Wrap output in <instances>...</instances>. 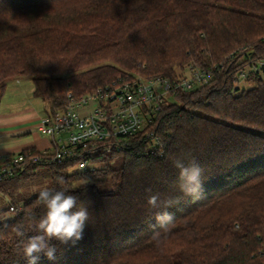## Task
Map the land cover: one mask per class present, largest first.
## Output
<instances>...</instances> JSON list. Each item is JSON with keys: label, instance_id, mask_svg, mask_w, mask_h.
<instances>
[{"label": "trees", "instance_id": "trees-1", "mask_svg": "<svg viewBox=\"0 0 264 264\" xmlns=\"http://www.w3.org/2000/svg\"><path fill=\"white\" fill-rule=\"evenodd\" d=\"M189 69L210 74L208 85L166 100L153 138L113 142L82 172L73 161L28 164L0 182L10 200L0 204V264H27L21 241L45 209L38 195L18 196L39 168L89 219L83 240H53L55 261L38 264H264V0H0V104L20 78L55 114L69 95L137 76L178 81ZM178 159L202 169L197 198L179 188ZM151 195L171 206L151 207ZM164 211L167 227L156 219Z\"/></svg>", "mask_w": 264, "mask_h": 264}, {"label": "built area", "instance_id": "built-area-1", "mask_svg": "<svg viewBox=\"0 0 264 264\" xmlns=\"http://www.w3.org/2000/svg\"><path fill=\"white\" fill-rule=\"evenodd\" d=\"M186 72L189 75L178 81L137 76L110 91H97L80 100L69 95L65 110L44 114L36 127L41 136L51 140V150L40 152L38 157L27 158L21 153L0 156V182L15 177L28 164L73 161L82 172L94 167V155L108 151L113 142L153 138L154 133L147 134V129L155 125L162 104L173 96L208 85L211 79L206 72Z\"/></svg>", "mask_w": 264, "mask_h": 264}, {"label": "clouds", "instance_id": "clouds-1", "mask_svg": "<svg viewBox=\"0 0 264 264\" xmlns=\"http://www.w3.org/2000/svg\"><path fill=\"white\" fill-rule=\"evenodd\" d=\"M174 164L179 170L180 190L186 196L197 198L202 190L200 166L195 161L185 164L179 159ZM56 182L60 185L65 183L63 177H57ZM77 199L63 189L42 187L38 190L37 203L43 205L45 211L38 220L34 219L36 234L21 241L27 264H38L42 256L49 261H55L57 248L51 243L53 240L75 247L84 239L89 213L87 208L77 207ZM147 203L153 208L171 206L160 201L158 195L149 196ZM156 219L161 227H167L173 222L174 216L164 211L158 213ZM16 231L23 236L19 227Z\"/></svg>", "mask_w": 264, "mask_h": 264}, {"label": "crops", "instance_id": "crops-1", "mask_svg": "<svg viewBox=\"0 0 264 264\" xmlns=\"http://www.w3.org/2000/svg\"><path fill=\"white\" fill-rule=\"evenodd\" d=\"M22 79H17L14 84L7 86L6 92L12 93L18 99L4 107L0 104V156L17 155L24 150L33 149L39 152L51 150V140L38 136L33 131V125L44 115L42 106V114L37 115L33 110L30 111V98L21 96L24 83ZM23 83V84H22ZM27 92L33 97V84L27 85ZM23 90V91H24ZM21 94V95H20ZM3 96V98L5 97ZM21 96V97H20ZM2 98V100H3ZM34 99V97H33Z\"/></svg>", "mask_w": 264, "mask_h": 264}, {"label": "rangeland", "instance_id": "rangeland-1", "mask_svg": "<svg viewBox=\"0 0 264 264\" xmlns=\"http://www.w3.org/2000/svg\"><path fill=\"white\" fill-rule=\"evenodd\" d=\"M183 74L184 75H187V76L189 75L188 72H186V71ZM20 79H22L23 80L22 82L25 84L24 85V89H27V85L28 84H32V80L30 78H28V77L27 78H20ZM262 79L264 80V75H262ZM15 81L16 80H12V81L8 82V86L11 85V84H14ZM239 86L241 88H247V87L250 88V87H252L251 84H247V82H244V81H242L239 84ZM24 89H22V95L21 94L20 95L23 96V97H26V98H30L29 99L30 100L29 103L31 105L30 111H32L31 109L33 107L34 108L33 111L35 113H37L38 116L41 115L43 113L42 112V106H43L42 103L40 101L36 100V99H33V97L30 94H28L29 92H27V90H24ZM4 95H5V93H4ZM15 97L16 96H13L12 93H10V91L9 92H6V95L3 98V100H2L3 106L6 107L10 103H12V105L14 106V108L17 107L16 105H14L18 101V99H16ZM90 110H91V108L89 109V111ZM38 122H39V120L33 125V127H34L33 128V131H34V133L36 135L41 136L37 132V130H36V127L38 125ZM41 137L42 138H45V139L48 138V137H45V136H41ZM36 174H37V176L34 178V182L32 184H30L28 188L22 190L19 193L18 200L21 201L22 199H29V198H32L34 196H37L38 195V190L40 188H42V187H48L49 186V181L50 180H49L48 169L47 168H39V169H37L36 170ZM0 204L4 208H6L5 206L10 204V200H8V198L3 197V198L0 199ZM5 217L7 219H10V218H12V214L11 213H8Z\"/></svg>", "mask_w": 264, "mask_h": 264}]
</instances>
